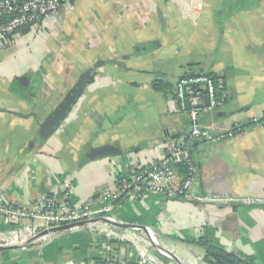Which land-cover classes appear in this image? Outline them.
I'll use <instances>...</instances> for the list:
<instances>
[{
  "label": "crops",
  "instance_id": "obj_1",
  "mask_svg": "<svg viewBox=\"0 0 264 264\" xmlns=\"http://www.w3.org/2000/svg\"><path fill=\"white\" fill-rule=\"evenodd\" d=\"M187 7L193 13H185ZM98 61L103 65L78 104L41 144L37 124ZM203 74L215 78L218 106L200 112L198 124L213 136L236 124L241 132L195 146L193 189L264 197V0H76L45 29H24L0 48V200L14 206H29L41 196L68 206L98 203L100 192L114 188L119 177L166 159L161 149L167 139L174 145L189 135L190 119L178 110L175 84ZM105 146L122 154L88 159L89 149ZM113 215L151 228L183 264H205L204 248L178 237H206L225 252L264 264V205L195 204L146 194L120 201ZM11 228L0 220V232ZM105 229L116 231L113 240L124 243L116 246L127 250L128 241L142 238L130 229L84 225L0 251V264H85L97 256L119 257L123 250L110 253Z\"/></svg>",
  "mask_w": 264,
  "mask_h": 264
},
{
  "label": "built area",
  "instance_id": "obj_2",
  "mask_svg": "<svg viewBox=\"0 0 264 264\" xmlns=\"http://www.w3.org/2000/svg\"><path fill=\"white\" fill-rule=\"evenodd\" d=\"M75 1L0 0V48L12 43L24 29H45L47 21L55 18L60 10L70 8ZM197 7L200 8L201 5L199 4ZM193 9V7H187L184 12L191 14ZM204 96L207 97L206 106L202 105ZM175 99L178 110L188 114L191 131L181 145H172L174 149L170 152L169 157L158 164H154L149 169L137 171L131 176L119 177L115 182L114 188H106L100 192L98 203L85 200L77 206H68L66 203L56 200L55 197L41 196L29 206H14L0 200V220L6 221L12 226L9 231L0 232V245H20L34 238L43 230L90 221L100 217L117 220L113 215V210L117 203L132 198L139 199L146 194L163 195L167 198L182 199L195 204L264 205V197L261 196L226 197L202 195L194 191L193 183L196 175V165L191 158L192 142L194 140H203L204 143L219 141L240 133L241 128L236 124L228 133L213 136L208 129L198 124V114L200 112L210 113L218 106L216 86L213 79L208 75L181 77L175 84ZM187 103L190 108H187ZM261 118L264 119V115ZM257 121V119L253 120L254 123H257ZM182 154L184 157L180 159ZM181 161L186 164V175L183 179L178 176L174 168V165ZM95 225L112 226L101 222L85 226L91 227ZM80 227H74L67 231L73 232ZM149 229L155 235L154 231L151 228ZM130 230L141 233L142 238L138 237L136 240L144 245L147 243L150 246L144 232ZM104 233L108 239L117 240L116 231L105 229ZM47 237L41 238L36 243L45 240ZM148 255L150 256L149 258L153 256L151 254ZM109 257L112 256L108 254L104 258L109 259ZM89 264H94V262ZM111 264L121 263L114 257Z\"/></svg>",
  "mask_w": 264,
  "mask_h": 264
},
{
  "label": "water",
  "instance_id": "obj_3",
  "mask_svg": "<svg viewBox=\"0 0 264 264\" xmlns=\"http://www.w3.org/2000/svg\"><path fill=\"white\" fill-rule=\"evenodd\" d=\"M101 65H103L102 61L96 62L92 67L84 72H82L73 85L67 90L65 95L62 97L60 102L51 110L50 113L46 115V117L37 124V130H36V139L39 140L41 144H45L61 127V125L66 121L69 114L72 112L74 107L78 104L82 94L84 93L85 88L88 86V84L91 81L92 74L95 72L96 69H98ZM203 106L207 105V97L204 96L203 98ZM187 108H190V105L187 103ZM5 113H9L11 115L17 116L19 118L27 119L29 116H32L36 118L35 113L29 114H23L21 112L17 111H10V110H2ZM186 139V138H185ZM178 141L175 146L181 145L184 141ZM173 141L171 138L166 140V145L163 149H161V154H165L166 157L170 156V152L173 151L174 147L172 146ZM203 140H194L192 142L193 146L200 147L202 146ZM172 144V145H171ZM122 153L121 151L110 147L105 146L97 149H89L87 151L86 155L90 161L98 160V159H104V158H111L115 156H120ZM184 155L182 154L180 156V159H183ZM107 223L114 227L124 228V229H133V230H139L144 232L146 235L150 245L160 253L161 256L164 258L170 259L174 264H183V262L168 248H166L164 245H160L157 242L156 236L150 232V229L143 225H137V224H131V223H125L121 222L119 220H112L106 217H100L96 218L90 221H84V222H78L74 224L64 225L56 228H52L49 230L42 231L34 238L30 239L26 243L20 244V245H10V246H1L0 251L4 250H12L17 249L21 247H28L30 245H33L41 238H44L48 236L49 234H53L56 232L66 231L74 227H80L84 225H89L92 223ZM230 255L237 256L236 253L232 250L226 251Z\"/></svg>",
  "mask_w": 264,
  "mask_h": 264
},
{
  "label": "trees",
  "instance_id": "obj_4",
  "mask_svg": "<svg viewBox=\"0 0 264 264\" xmlns=\"http://www.w3.org/2000/svg\"><path fill=\"white\" fill-rule=\"evenodd\" d=\"M209 77H211V75H208ZM213 79V81L215 80V78L211 77ZM153 87L155 89L160 88V84L159 83H154ZM193 149L195 148V146H193ZM174 168L176 169V172L178 174V176L180 178H184L186 175V164L185 162L181 161L178 162L174 165ZM183 243H189V244H193V245H197L200 246L202 248H204V255L202 257V261L205 264H254V260L251 257H241V256H234V255H230L227 252H225L223 250V248H221L220 246L212 244L211 242H209L207 240L206 237H201L198 239H181L180 240ZM108 245H121L124 243H120L119 241H115V240H108L107 241ZM112 252H118V249L115 248L114 251ZM111 253V251H110ZM113 257H109V259H105L102 258L100 256L94 257L91 260H86L85 264H89L90 262H94V264H111V261L113 260ZM131 264V263H128Z\"/></svg>",
  "mask_w": 264,
  "mask_h": 264
},
{
  "label": "rangeland",
  "instance_id": "obj_5",
  "mask_svg": "<svg viewBox=\"0 0 264 264\" xmlns=\"http://www.w3.org/2000/svg\"><path fill=\"white\" fill-rule=\"evenodd\" d=\"M43 231H45V230H43ZM41 232H39V233H41ZM190 238H188V239H190ZM156 239L160 245L165 246V244L157 236H156ZM181 239L182 238L178 237V240H181ZM192 239H194V237H192ZM128 245H129V250H127L126 247L121 248L122 246L117 247L116 245L110 247V251H111L112 255H115L114 252H112L115 248H117L119 251L123 250V253H122L123 255L119 254V257H116L118 262H120L121 264H126V262H135V263H139V264H156L155 262H153V260L151 258H149L150 256L148 254L154 255L157 258V262H158L157 264H174L170 259L165 258L166 259L165 260L164 257L161 256L159 252H157L151 245L148 246L147 243H145V245H144L142 242H139V241L133 239L132 241H128L127 246ZM0 246H2V245H0ZM124 258L126 259V261ZM158 260H160V261H158ZM186 264H193V263H186Z\"/></svg>",
  "mask_w": 264,
  "mask_h": 264
}]
</instances>
